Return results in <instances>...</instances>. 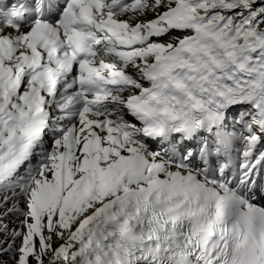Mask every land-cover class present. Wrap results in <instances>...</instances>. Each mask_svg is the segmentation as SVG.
<instances>
[{
	"label": "snow or ice",
	"instance_id": "6c2138e0",
	"mask_svg": "<svg viewBox=\"0 0 264 264\" xmlns=\"http://www.w3.org/2000/svg\"><path fill=\"white\" fill-rule=\"evenodd\" d=\"M0 190V264H264V0H0Z\"/></svg>",
	"mask_w": 264,
	"mask_h": 264
}]
</instances>
